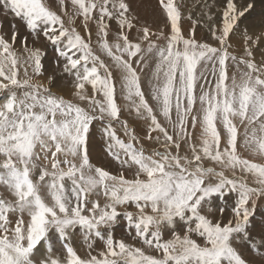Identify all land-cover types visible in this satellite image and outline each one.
Here are the masks:
<instances>
[{"label": "snow or ice", "instance_id": "snow-or-ice-1", "mask_svg": "<svg viewBox=\"0 0 264 264\" xmlns=\"http://www.w3.org/2000/svg\"><path fill=\"white\" fill-rule=\"evenodd\" d=\"M142 3L0 0V264H264V18Z\"/></svg>", "mask_w": 264, "mask_h": 264}, {"label": "rangeland", "instance_id": "rangeland-1", "mask_svg": "<svg viewBox=\"0 0 264 264\" xmlns=\"http://www.w3.org/2000/svg\"><path fill=\"white\" fill-rule=\"evenodd\" d=\"M137 2H138V0H133L134 6L137 4ZM263 4L264 3H262V4L259 3V5L257 3L254 4L255 7L252 10L251 14L248 15L247 18L245 19V21H244L245 24H257V25H259L261 19L264 18V5ZM191 10H192V8H191ZM139 13L143 14L141 12H139ZM150 14L155 19L160 17L161 12H160L159 8H157V4L151 6ZM11 19H12L11 16H8L5 18L4 15L2 13H0V22L3 23L5 30L8 28V26H9L8 22ZM257 30H259V29L257 28ZM204 31H206V29ZM203 34H204V32H203ZM203 34H201V36L199 38L206 40L207 35L206 34L203 35ZM44 63H45V67H46V74H51L55 71L54 64H53V51H52V48L50 46L47 47V55H46ZM65 94H67V93H65ZM100 141H101V137H100L99 127H97V135L95 136V139L93 142V147H92V151H91V158H92V161L98 165L103 164L105 166H108V160H106L104 158V154L102 151V144ZM113 167H115V165H113ZM259 209H260V211H259ZM257 212H260L259 213L260 216L256 215V221L259 222L261 219H264V217H263L264 205L262 204V202H260L258 204Z\"/></svg>", "mask_w": 264, "mask_h": 264}, {"label": "bare ground", "instance_id": "bare-ground-1", "mask_svg": "<svg viewBox=\"0 0 264 264\" xmlns=\"http://www.w3.org/2000/svg\"><path fill=\"white\" fill-rule=\"evenodd\" d=\"M237 2H241V0H237ZM254 4L257 3L259 5L264 3V0H253ZM189 4H191V0H189ZM152 5H156V0H144V3H142V5L139 7L138 9V12H141L143 14H140L141 16L145 17L146 19H149V20H155L157 23L160 22V18H161V15L159 18L155 19L151 14H150V8ZM264 5V4H263ZM158 8V7H157ZM194 15L196 16H199L200 15V8L199 6H196V7H193L192 10ZM216 9H213V12H215ZM205 20L207 19L206 17L204 18ZM188 21H184L183 22V27L185 29V31H187L188 29ZM206 29V31H204ZM206 34L207 35V24L205 23L204 26L202 28H198L197 29V37L199 38L201 36V34ZM203 34V35H204ZM207 39V38H206ZM234 40H236V38L234 37L233 38Z\"/></svg>", "mask_w": 264, "mask_h": 264}, {"label": "crops", "instance_id": "crops-1", "mask_svg": "<svg viewBox=\"0 0 264 264\" xmlns=\"http://www.w3.org/2000/svg\"><path fill=\"white\" fill-rule=\"evenodd\" d=\"M221 203H223V201H221ZM262 204L264 205V202H262ZM259 211H260V209H259ZM259 213H260V212H257L256 215L260 216ZM226 215H227V214H226ZM263 217H264V214H263ZM116 234H117V236H120V235H122V232H121L120 230H117V233H116Z\"/></svg>", "mask_w": 264, "mask_h": 264}]
</instances>
